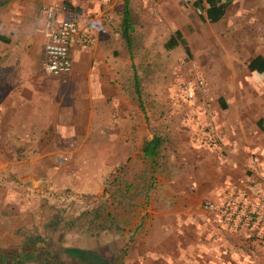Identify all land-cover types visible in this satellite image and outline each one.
<instances>
[{"label": "crops", "instance_id": "1", "mask_svg": "<svg viewBox=\"0 0 264 264\" xmlns=\"http://www.w3.org/2000/svg\"><path fill=\"white\" fill-rule=\"evenodd\" d=\"M194 1L141 0L151 12L159 9L154 17L160 24L174 27L163 46L177 31L182 43L172 48L192 55L211 92L207 102L189 101L184 113L165 112L158 120L147 107L140 115L126 100L123 81L132 48L120 34L122 0L120 11L114 0H21L16 12L0 15L1 180L11 175L22 181L30 170L48 168L57 142L73 137L111 134L118 141L115 154L121 145L136 144L140 156L143 141L162 139L154 158L141 156L152 166L151 178L134 250L124 264H264V250L244 243L243 226L203 206L209 200L230 202L231 208L236 200L244 202V190L254 193L264 183V0H231L216 22L201 19ZM61 3L64 11L55 7L47 14ZM15 4L9 0L7 8ZM67 16L92 43L77 38L70 47V72L47 75L44 42ZM154 124L160 125L157 133ZM207 126L220 136L216 148L208 142ZM252 160L256 166L249 170Z\"/></svg>", "mask_w": 264, "mask_h": 264}, {"label": "rangeland", "instance_id": "2", "mask_svg": "<svg viewBox=\"0 0 264 264\" xmlns=\"http://www.w3.org/2000/svg\"><path fill=\"white\" fill-rule=\"evenodd\" d=\"M8 1L0 0V15L7 9L16 12L21 0H11L16 4L7 8ZM120 5L121 0H114L115 10L120 11ZM130 6L132 49L123 81L127 102L142 116L147 107L154 120L165 112L184 113L189 101L178 96L179 84L194 73L204 78L210 98L192 55L183 47L163 46L174 27L155 19L159 9L151 12L141 0H131ZM259 13L264 16V6ZM159 126L154 124L152 131L157 133ZM116 149L118 141L111 134L73 137L57 142L48 168H34L22 181L11 175L0 179V264H124L134 250L152 166L136 152V144L121 145L119 154Z\"/></svg>", "mask_w": 264, "mask_h": 264}, {"label": "built area", "instance_id": "3", "mask_svg": "<svg viewBox=\"0 0 264 264\" xmlns=\"http://www.w3.org/2000/svg\"><path fill=\"white\" fill-rule=\"evenodd\" d=\"M57 8L61 11L65 10V5L54 4L47 9V14L50 16L53 9ZM79 38L83 44L92 43L91 37L87 33H81L78 29L76 21L71 17H62L52 29L48 32L46 41L43 45V61L42 69L47 75L58 76L68 74L71 70L70 47L73 42ZM207 85L201 75L194 73L189 79H186L179 84L178 96L184 101L195 100L198 95L199 100L206 101ZM209 144L216 148L219 146L220 136L213 129L209 130ZM255 161L252 160L248 166L249 170L255 167ZM236 192L232 193V198ZM241 195V194H240ZM244 198V206L234 201L233 207L230 208V202L225 204H217L206 200L203 206L207 209H216L224 211L227 218L235 219V227L243 226L244 228V243L250 250H264V183L254 193L244 190V194L240 199ZM232 204V203H231ZM226 208V209H225Z\"/></svg>", "mask_w": 264, "mask_h": 264}, {"label": "trees", "instance_id": "4", "mask_svg": "<svg viewBox=\"0 0 264 264\" xmlns=\"http://www.w3.org/2000/svg\"><path fill=\"white\" fill-rule=\"evenodd\" d=\"M122 15L120 22V34L126 44V47L130 46L131 33L133 31L132 22L129 16L128 1L122 0ZM231 2V0H195L193 2L194 9L197 11V15L208 22L218 21L224 14L225 7ZM207 4V7L202 8V4ZM200 8L204 11V16L199 14ZM180 35L177 31H174L173 34L168 38L165 43V47L170 49L174 47L178 42H181ZM182 43V42H181ZM134 82L137 86L136 76L133 77ZM137 89V88H136ZM162 139L158 135H153L150 139L145 140L141 143L140 154L143 158L152 159L157 154L161 147Z\"/></svg>", "mask_w": 264, "mask_h": 264}]
</instances>
